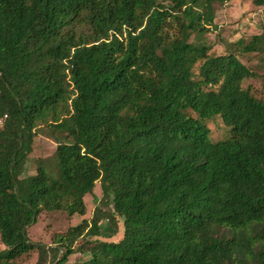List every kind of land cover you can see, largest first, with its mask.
Wrapping results in <instances>:
<instances>
[{
    "label": "trees",
    "instance_id": "16d2710c",
    "mask_svg": "<svg viewBox=\"0 0 264 264\" xmlns=\"http://www.w3.org/2000/svg\"><path fill=\"white\" fill-rule=\"evenodd\" d=\"M231 1L0 0V264H264V74L240 60L264 68V34L217 56L202 41ZM41 127L68 140L24 176ZM96 183L89 221L30 242L42 212L83 215ZM117 219L122 238L100 241Z\"/></svg>",
    "mask_w": 264,
    "mask_h": 264
},
{
    "label": "rangeland",
    "instance_id": "374dc122",
    "mask_svg": "<svg viewBox=\"0 0 264 264\" xmlns=\"http://www.w3.org/2000/svg\"><path fill=\"white\" fill-rule=\"evenodd\" d=\"M214 23L216 30L204 34L203 42L211 48L209 55L217 56L226 53L227 47L231 43L243 39L248 41L252 36L264 34V7H254L250 2L233 0L216 10ZM191 41H193V36ZM241 61L258 74H264V68H255L258 65L259 58L256 56L247 58L240 57ZM243 87H250L254 93H259L262 87L259 79H248L243 82ZM210 130L209 139L217 142L228 136V128L221 119L215 118L206 121ZM68 138L62 133L47 128H39L35 132L32 151L29 155L24 176L35 174L36 161L41 158L49 157L53 154L56 145L67 141ZM101 198L99 184L96 183L93 193L84 198L85 213L83 215L67 216L62 211L42 212L37 222L27 230V236L30 242L50 246L60 236L74 226L79 225L83 220L89 221L93 215L94 209L99 205ZM100 241L118 242L122 238L123 227L121 220L117 219V226L113 228L107 221L100 225ZM8 248L0 243V254L7 253ZM87 254H74L68 258L69 263H75L84 260ZM37 253L35 250L21 255L17 264H35Z\"/></svg>",
    "mask_w": 264,
    "mask_h": 264
},
{
    "label": "built area",
    "instance_id": "2783aa9c",
    "mask_svg": "<svg viewBox=\"0 0 264 264\" xmlns=\"http://www.w3.org/2000/svg\"><path fill=\"white\" fill-rule=\"evenodd\" d=\"M2 125V120H0V126Z\"/></svg>",
    "mask_w": 264,
    "mask_h": 264
}]
</instances>
